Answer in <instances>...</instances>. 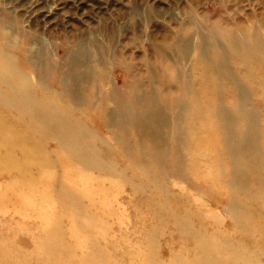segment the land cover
I'll list each match as a JSON object with an SVG mask.
<instances>
[{
	"label": "rangeland",
	"instance_id": "374dc122",
	"mask_svg": "<svg viewBox=\"0 0 264 264\" xmlns=\"http://www.w3.org/2000/svg\"><path fill=\"white\" fill-rule=\"evenodd\" d=\"M243 25L264 41V0H0V134L10 136L0 155L16 149L19 161L0 159V264H264L255 182L239 196L220 185L230 168L216 167L220 146L205 145L215 142L204 131L215 127L208 110L174 97L182 107L170 133L143 142L115 118L122 97L143 101L146 89L176 94L190 83L209 92L211 54H226L235 72L219 32L236 27L242 36ZM240 76L252 82L244 149L261 153L264 59ZM183 117L188 133L177 128ZM178 134L205 143L180 151V173Z\"/></svg>",
	"mask_w": 264,
	"mask_h": 264
},
{
	"label": "bare ground",
	"instance_id": "6f19581e",
	"mask_svg": "<svg viewBox=\"0 0 264 264\" xmlns=\"http://www.w3.org/2000/svg\"><path fill=\"white\" fill-rule=\"evenodd\" d=\"M219 32V30H218ZM219 33L221 35V44H223V47L230 51L229 54H231L233 57H235V65L233 68H235V72L230 70L231 61L226 62V58L224 57L223 53H219L218 55L211 54L209 58L210 66L206 65V67L214 68L215 70V80L208 81L210 84L213 83V88L211 86H208V82L204 81V85L206 89L209 88V92L205 91L204 88L197 89L194 86L192 88V84H188V87L186 86V89L178 90L176 94H173L171 92L173 86V75L167 73L168 78H166V81L168 83V87L171 88V90H167L166 94H156L150 89H146V96L143 98V101L140 97L134 98L131 94L126 95L123 100L119 101L118 109L115 113V118L119 119L123 125L126 127L133 126L135 132L139 134L142 138L141 141H145L144 139L150 135V139L154 138L155 140L160 137L162 140H164L165 131L166 133H170V126L171 124V115L172 111L175 110L177 106V111L179 107H182V105L175 104L174 103V97L182 96L184 95L185 98H188V100L191 101V104L189 108H193L197 111L201 110H208L209 111V117L214 118L215 127L211 128L207 127L208 129L204 130L206 131V136H208L210 139H214V145L207 142L205 144L204 142L199 139L196 142H191L190 139H187L184 137V139L181 137L180 134L176 135L174 144L176 143L177 151H179V154H177L176 167H178V172L180 173V169L182 170V165L185 162V158L183 154L180 152L182 151L185 153V148H192V146L200 147L201 144H205L207 147L214 149L217 146H220V149H217L216 154H220V156L223 158V163L217 164V166H220L222 169L223 167L226 168V165H229L230 172L227 174V172L223 173L221 176H217V179L219 180L221 186L227 188L230 190V192L237 193L236 195L239 196L238 191L239 190H250V188H247L245 186H249L251 184V181H254L253 188H257L258 195H252L254 197H258L261 199L260 208L264 207V150L261 151V153H255L253 150L251 151V154L246 153V143L245 138L248 131V126L251 123V119L253 118L251 115L248 114L251 110L247 111L246 108H248L249 103H246L247 98V92L251 93L250 87L252 82H245L241 79L240 74L244 72H247L250 70V67L258 63L260 60L264 59V41L261 39V36L257 34L251 26L246 27V25L242 26V36H239L236 30V27H232L230 29H224L221 30ZM264 35V34H263ZM223 51H227L222 49ZM228 63V64H227ZM257 69V67L255 68ZM207 70V69H205ZM236 71L240 73L237 75ZM234 72V73H233ZM245 76V75H244ZM204 80V79H201ZM232 84V87H227L226 89L220 88L222 85L226 84ZM259 81H256V84H258ZM140 84V82H139ZM250 89V92H249ZM260 90L261 93L264 96V86H261ZM256 90L255 92H257ZM171 92V93H170ZM164 95V96H163ZM262 96V95H261ZM158 97H163V99L166 101L163 103L164 108H162L161 103H159ZM195 97V99H193ZM206 97V100H205ZM231 98L230 100H228ZM249 98V97H248ZM139 99V101H138ZM193 99V100H192ZM245 99V100H244ZM205 100V101H204ZM264 100V98H263ZM178 101H183L182 98H178ZM204 101L206 103V106L201 102ZM228 101H230L228 103ZM248 101V100H247ZM166 106V107H165ZM170 110V114L164 112V110L167 111ZM248 109H251L249 106ZM253 109V108H252ZM185 108L180 110V114L184 113ZM178 112V113H179ZM179 118L182 119V116ZM235 123V124H234ZM234 124L236 125L234 132L230 131V126ZM179 125V126H178ZM177 128L179 131L184 133L186 131V126H188L187 118L183 117V121L181 124L178 123ZM207 126V124H206ZM237 128V129H236ZM190 132L189 130H187ZM186 131V133H188ZM194 129H191V132H196ZM203 132V131H202ZM199 133V132H197ZM77 136L80 137H87L90 133L88 131L86 132H77ZM167 136V134H166ZM168 137V136H167ZM10 138L9 135L2 133L0 134V140L7 142ZM12 138H15V136H12ZM11 138V139H12ZM67 143L69 146L74 145V138L67 137ZM67 144V145H68ZM178 144V145H177ZM211 144V145H210ZM79 145V143L77 144ZM38 146V145H37ZM245 148V149H244ZM82 149V148H81ZM16 150V149H15ZM14 149H8L7 152L4 154L8 158H4V155H0V159L6 160L9 159V162L11 163L10 159L15 162H19L17 158L13 157V155L17 156ZM90 150H88L89 153ZM24 157H30L32 154L30 151H24L22 153V156ZM210 155V153H209ZM109 157V156H108ZM45 159V158H44ZM78 159V157H76ZM80 160V159H78ZM81 161V160H80ZM79 161V162H80ZM46 162V161H44ZM76 164H78L75 161H72ZM82 162V161H81ZM88 163V161L86 162ZM40 164V161L37 163ZM84 165V164H83ZM135 165V164H134ZM179 165V166H178ZM198 160L192 159L190 162L189 167L197 166ZM225 165V166H224ZM86 166V165H85ZM187 169V166L185 165L183 167V170L185 171ZM193 169V168H192ZM35 171L38 170V166L34 168ZM80 170V169H79ZM105 170V169H104ZM32 171V169H31ZM93 172V171H92ZM30 173V169L25 171V175ZM99 173V172H98ZM117 175L116 173H114ZM212 179H216L215 177H212ZM214 181V180H213ZM242 184L244 187L238 188L236 185ZM19 188H22L23 186H18ZM230 187V189H229ZM102 190V191H101ZM104 193L103 189H100L97 194ZM93 194V193H92ZM73 197V196H72ZM74 198V197H73ZM76 199V198H75ZM230 200H232V197H230ZM72 203V202H71ZM74 210L77 211H84L86 210L85 206H79L77 207L74 204ZM79 220V218H77ZM79 222H81L79 220ZM93 221H89L88 223H91ZM82 223V222H81ZM88 223L86 225H88ZM240 248L237 250L239 251ZM210 254L209 252H207ZM6 250H4L0 246V260L6 259ZM97 264H111L110 260L103 261L102 259H99Z\"/></svg>",
	"mask_w": 264,
	"mask_h": 264
}]
</instances>
